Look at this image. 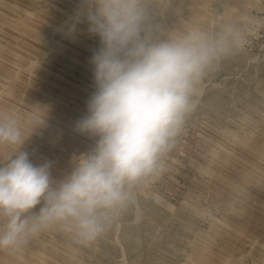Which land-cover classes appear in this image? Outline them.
I'll use <instances>...</instances> for the list:
<instances>
[{"label":"rangeland","instance_id":"rangeland-1","mask_svg":"<svg viewBox=\"0 0 264 264\" xmlns=\"http://www.w3.org/2000/svg\"><path fill=\"white\" fill-rule=\"evenodd\" d=\"M150 2L163 38L232 23L243 44L206 75L133 207L88 243L52 226L0 248V264H264V0ZM86 5L0 0V116L15 115L29 137L23 150L33 164L51 162L57 181L95 146L76 129L96 90L91 58L101 46ZM33 115L46 119L35 133ZM16 151L0 145V163Z\"/></svg>","mask_w":264,"mask_h":264},{"label":"clouds","instance_id":"clouds-1","mask_svg":"<svg viewBox=\"0 0 264 264\" xmlns=\"http://www.w3.org/2000/svg\"><path fill=\"white\" fill-rule=\"evenodd\" d=\"M86 19L101 46L91 58L96 90L76 129L95 146L57 181L51 162L33 164L23 150L29 137L15 115L0 116V145L18 146L0 163V248L52 226L80 243L106 231L136 204V187L162 170L206 75L243 44L232 23L163 38L150 0H87ZM28 123L35 133L46 119Z\"/></svg>","mask_w":264,"mask_h":264}]
</instances>
